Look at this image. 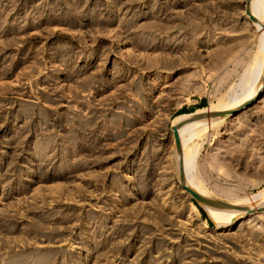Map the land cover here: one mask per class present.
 Wrapping results in <instances>:
<instances>
[{
    "label": "rangeland",
    "instance_id": "374dc122",
    "mask_svg": "<svg viewBox=\"0 0 264 264\" xmlns=\"http://www.w3.org/2000/svg\"><path fill=\"white\" fill-rule=\"evenodd\" d=\"M245 3L0 0V264H264V211L216 225L175 178L174 119L259 78ZM192 139L212 200L250 201L264 87Z\"/></svg>",
    "mask_w": 264,
    "mask_h": 264
},
{
    "label": "bare ground",
    "instance_id": "6f19581e",
    "mask_svg": "<svg viewBox=\"0 0 264 264\" xmlns=\"http://www.w3.org/2000/svg\"><path fill=\"white\" fill-rule=\"evenodd\" d=\"M262 0H246L245 10L247 9L249 20L258 28L261 34L264 36V1ZM262 4H261V3ZM264 39V37H263ZM264 42V41H263ZM263 45V44H262ZM264 56V55H263ZM264 87V60L260 70L259 78L256 81L255 85L251 90L246 94H242L241 97L231 101V105L228 104L221 106H211L208 108L199 109L196 112L189 114L178 115L172 126L173 136L176 135L178 147L176 149L177 154V168L178 173L175 178L180 179L181 182L193 190L197 197V203L203 211L209 213L211 219L216 225L221 223H230L233 220L247 216L254 212H263L264 211V188H262L257 194H253L250 201L235 205L233 203L225 204L220 201L212 200L204 188L199 184V180L196 181L193 175L188 172V166L186 158L188 157V142H192L191 139L202 135L208 128L217 124L221 121L226 115L234 114L244 106H247L253 102L259 94V91ZM247 91V90H246ZM223 112V113H222ZM190 141H189V140ZM174 140V137H173ZM188 140V142H187ZM193 140V139H192ZM190 146V144H189ZM191 153V152H190ZM190 157V156H189ZM191 159V158H189ZM190 162V161H189ZM181 175V177H180ZM186 191V190H185ZM190 194L188 191H186ZM191 195V194H190ZM242 201V200H241ZM237 202V201H236ZM239 202V201H238ZM244 202V201H243Z\"/></svg>",
    "mask_w": 264,
    "mask_h": 264
},
{
    "label": "water",
    "instance_id": "95a60500",
    "mask_svg": "<svg viewBox=\"0 0 264 264\" xmlns=\"http://www.w3.org/2000/svg\"><path fill=\"white\" fill-rule=\"evenodd\" d=\"M245 12L248 13L247 9L245 10ZM246 106L242 107V108H239V110H237V112L241 111L242 109H244ZM235 112V113H237ZM223 113V112H222ZM234 113V114H235ZM233 115V114H232ZM174 137V144H175V149H177L178 147V144H177V139H176V135L173 136ZM177 184L179 185L180 188L188 191L190 194H191V198L197 203V200H198V197L196 195V193L191 190L190 188H188L187 186H185L180 179L177 178ZM198 204V203H197ZM205 213V212H204ZM206 215V214H205Z\"/></svg>",
    "mask_w": 264,
    "mask_h": 264
}]
</instances>
